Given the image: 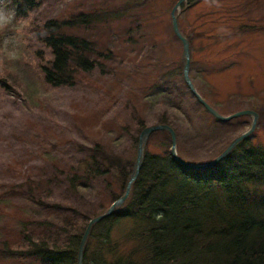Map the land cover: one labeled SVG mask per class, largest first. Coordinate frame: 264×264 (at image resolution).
<instances>
[{
    "label": "rangeland",
    "instance_id": "1",
    "mask_svg": "<svg viewBox=\"0 0 264 264\" xmlns=\"http://www.w3.org/2000/svg\"><path fill=\"white\" fill-rule=\"evenodd\" d=\"M134 1L40 0L25 15H18L9 0H0V11L7 16L0 27V76L9 85L0 88V189L8 183L11 168L24 172L36 171L37 165L46 162L61 165L77 155L74 150L79 145L94 141L109 152L135 159L136 115L150 125L166 113L175 127L177 154L192 163L213 158L249 128L251 115L218 122L191 102L192 96L182 87L178 89L181 96L175 95L174 87L160 74L168 69V59L184 62L182 44L171 29L170 10L177 0H142L141 8L133 6ZM80 10H98L101 16L88 29L77 31L97 49L109 48L114 55L103 69L79 74L75 85L53 87L44 81L41 71L51 58L49 48L40 41L42 26L47 20ZM139 13L142 19L148 18L141 22L140 30L133 22V15ZM177 17L179 28L186 33L221 22L252 27L241 37H229L201 50L193 68L190 54L189 76L200 95L221 114L262 108L247 137L264 146V0H200L183 10L180 7ZM143 33L144 38L140 37ZM155 34L154 48L150 38ZM197 41L196 45L201 39ZM207 60L215 64L209 66ZM167 141L166 134L156 130L146 145L152 151L170 150ZM79 191L86 201L80 207L90 216L114 201L112 192L96 186L81 185ZM59 197L53 193L47 199L52 202ZM44 218L57 220L48 208L22 197L0 198V264H39L32 257L21 256L24 245L18 231L22 220L34 227V222ZM122 232H115L117 251L129 247Z\"/></svg>",
    "mask_w": 264,
    "mask_h": 264
},
{
    "label": "trees",
    "instance_id": "2",
    "mask_svg": "<svg viewBox=\"0 0 264 264\" xmlns=\"http://www.w3.org/2000/svg\"><path fill=\"white\" fill-rule=\"evenodd\" d=\"M39 1L9 0L8 5L14 7L18 15H25ZM199 1L186 0L180 7L183 10ZM143 5L142 0L133 3L136 8ZM99 16L98 10H80L44 22L40 41L51 54L48 62L41 66L47 84L71 87L78 81L79 74L96 67L103 69L105 62L112 58L109 48L97 49L92 40L77 31L78 28L88 29ZM145 20L148 18L142 19L140 13L133 15L138 30ZM251 28L243 23L234 26L222 22L205 29L193 28L191 33L180 28L189 40L192 68L198 62L195 55L201 50L229 37H241ZM155 38L156 34L150 38L154 48L157 46ZM203 39L208 40L206 45ZM168 63L161 78L174 87L177 97L181 96L178 89L182 87L188 97L192 96L191 102L207 111L184 82L182 61L176 63L168 59ZM206 63L215 64L209 60ZM0 88H9L1 76ZM257 110L261 115L262 108ZM210 116L222 123L241 117L221 120ZM135 118L139 134L146 125L140 115ZM157 122L175 129L166 113L161 114ZM159 133L166 134L169 145L168 131L159 130ZM138 134L132 135L136 143ZM74 151L77 155L61 165L46 162L37 165L36 171L24 172L11 168L7 171L8 183L0 189V198L22 197L48 208L56 216L57 220L39 219L34 227H30L26 219L20 223L18 232L24 246L19 252L39 264H77L84 228L89 218L98 214L93 212L90 216L82 211L80 206L86 201L80 195L79 186H96L112 194L113 189L118 188L113 194L115 200L123 193L133 170V158L109 152L99 141L79 145ZM53 193H59L60 197L50 202L47 198ZM119 229L124 231L121 237L129 242L125 251H117L115 232ZM82 264H264V146L245 137L219 162L192 169L177 163L167 147L152 151L145 143L141 167L129 195L112 214L92 225Z\"/></svg>",
    "mask_w": 264,
    "mask_h": 264
},
{
    "label": "water",
    "instance_id": "3",
    "mask_svg": "<svg viewBox=\"0 0 264 264\" xmlns=\"http://www.w3.org/2000/svg\"><path fill=\"white\" fill-rule=\"evenodd\" d=\"M186 1V0H177L174 5L172 6L171 10H170V16H171V27L173 30V33L175 34V36L180 40L181 44H182V58L184 60L183 62V67H182V74H183V80L186 83L187 87L189 88V90L191 91V93L197 98V100L203 105V107L210 113L212 114L214 117H216L217 119H221V120H228V119H232L234 117L237 116H241V115H251L252 117V121L251 124L249 126L248 129H246L245 131L241 132L240 134H238L237 136H235L229 143L228 145L220 152L218 153L216 156H214L213 158L209 159L208 161L204 162V163H192V162H188L185 161L184 159H182L178 154H177V150H176V134L174 129L168 125L167 123H153L150 125H146L145 127L142 128V130L140 131L139 135H138V141H137V149H136V156H135V160H134V166H133V170L127 180V183L125 185V189L123 191V193L116 198L104 211L92 216L91 218H89V220L87 221V224L84 228V231L82 233L79 245H78V251H77V264H82V256H83V249L89 234V231L92 227V225L98 221H100L101 219H103L104 217L109 216L110 214H112L117 207H119L127 198L129 192H130V188H131V184L134 181V179L136 178L139 169L141 167V163L143 160V152H144V145L147 141L148 136L156 130H166L168 131L169 135H170V154L173 157V159L188 168H192V169H201V168H205V167H209L214 165L215 163L219 162L226 154H228L242 139H244L245 137H247L248 135L251 134V132L253 131V129L256 126L257 123V119H258V112L253 110V109H241V110H237L234 111L233 113L224 115L221 114L220 112H218L214 107H212L201 95L200 93L196 90L190 76H189V66H190V45H189V40L187 39V37L181 32L178 22H177V10L180 8L181 4Z\"/></svg>",
    "mask_w": 264,
    "mask_h": 264
},
{
    "label": "clouds",
    "instance_id": "4",
    "mask_svg": "<svg viewBox=\"0 0 264 264\" xmlns=\"http://www.w3.org/2000/svg\"><path fill=\"white\" fill-rule=\"evenodd\" d=\"M7 22V16L3 11H0V27Z\"/></svg>",
    "mask_w": 264,
    "mask_h": 264
}]
</instances>
